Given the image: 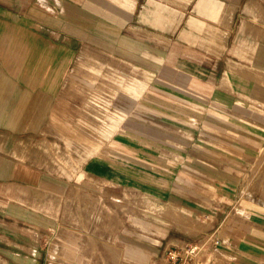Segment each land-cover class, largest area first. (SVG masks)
Returning <instances> with one entry per match:
<instances>
[{"label":"crops","instance_id":"obj_1","mask_svg":"<svg viewBox=\"0 0 264 264\" xmlns=\"http://www.w3.org/2000/svg\"><path fill=\"white\" fill-rule=\"evenodd\" d=\"M254 15L258 30L241 27ZM252 69H264V0H0V200L29 228L62 229L35 195L93 176L199 221L195 234L158 209L125 222L118 264H162L164 249L196 241L201 264H264ZM109 252L90 236V251L50 261L113 264Z\"/></svg>","mask_w":264,"mask_h":264},{"label":"rangeland","instance_id":"obj_2","mask_svg":"<svg viewBox=\"0 0 264 264\" xmlns=\"http://www.w3.org/2000/svg\"><path fill=\"white\" fill-rule=\"evenodd\" d=\"M240 25L258 30L257 15ZM254 56L255 54L252 53V58ZM252 72L260 74L258 78L252 74L253 78L258 82H264V69H252ZM257 161L261 163L257 169H254ZM255 163L253 169L250 166L248 176H264V151L262 156L261 153L256 156ZM11 191L19 195L29 194L28 190L18 186L11 187ZM35 196V199L40 200L42 207L44 206L42 209L45 210V216H41L42 219L47 222H61L62 225L59 224V226L64 228L55 229L52 227L45 231L29 228L22 223V220H25L22 214L8 210L7 206H10L8 204L15 203L13 200H9L8 204L6 201L0 200V264H39L40 260L41 264H72L64 260L52 262L50 258L56 256V253L57 256L60 257L62 254L66 258L76 255L79 253V248L90 251V236L102 238L110 248L109 253L114 261L112 263L118 264V256L115 255L118 249L113 243L121 241L125 222L136 219L143 222L149 221L151 215H155L151 213L152 209L160 210L158 213L160 223L167 224L172 221L177 226L178 222H182L181 226L180 224L178 226L182 232L187 234L192 232L193 234L194 230L191 229L193 230L191 231L188 226H193L194 229L199 228L197 217L177 212L168 213L164 204L159 202L157 204V201L146 195L140 196L120 190L119 187L105 186L102 180L93 176H77L70 187L68 196L62 198L44 197L39 194ZM211 232L213 231H206L207 234ZM224 234L225 231H223V236H225ZM228 238L230 237L228 236ZM100 246L103 245L100 244ZM102 255L100 254V256ZM219 256V262L230 263V259H224L222 254ZM102 261L105 264L108 263L106 259L100 260V263ZM73 263L76 262L73 261ZM77 263L90 264V261H78Z\"/></svg>","mask_w":264,"mask_h":264},{"label":"built area","instance_id":"obj_3","mask_svg":"<svg viewBox=\"0 0 264 264\" xmlns=\"http://www.w3.org/2000/svg\"><path fill=\"white\" fill-rule=\"evenodd\" d=\"M203 249L201 241L174 245L162 251V264H201Z\"/></svg>","mask_w":264,"mask_h":264},{"label":"bare ground","instance_id":"obj_4","mask_svg":"<svg viewBox=\"0 0 264 264\" xmlns=\"http://www.w3.org/2000/svg\"><path fill=\"white\" fill-rule=\"evenodd\" d=\"M241 254V253H240Z\"/></svg>","mask_w":264,"mask_h":264}]
</instances>
